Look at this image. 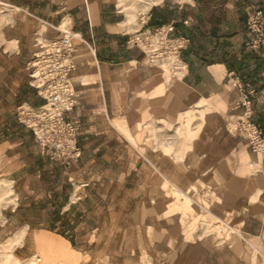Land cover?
Returning a JSON list of instances; mask_svg holds the SVG:
<instances>
[{
	"label": "rangeland",
	"instance_id": "374dc122",
	"mask_svg": "<svg viewBox=\"0 0 264 264\" xmlns=\"http://www.w3.org/2000/svg\"><path fill=\"white\" fill-rule=\"evenodd\" d=\"M158 1L160 0H117L123 25L128 31L137 30L147 17L160 19L165 15H173L174 8L169 6L152 10L153 3ZM210 1L223 4L234 1L237 6L240 0ZM263 10L264 4L259 5L257 0H250V5L245 7L243 13L248 32L247 47L264 54V45L258 44L257 37L249 31L247 24L249 16ZM7 13L13 12L0 7V26L8 21L4 15ZM148 23L151 27V23ZM42 31L40 29L36 32L33 56L21 71L17 70L14 60L0 58V145L4 143L10 146L7 152H0V183L4 180L10 188V192L5 193L4 190V194L0 195V229L5 231V235L0 236V264H83L82 255L90 251L97 257L108 255L111 264L115 262V257L123 256L122 252L126 248H131V242L134 249L139 245L144 260L152 262L146 250L151 251L150 242L154 234L162 233V239L165 237L163 219L174 212H180L179 225L186 231L187 238L197 232L195 236L214 234L220 240L229 241L239 231L238 226L230 220L231 215L213 212L211 205L216 206L219 199L209 197L208 187L204 189V196H201L199 187L188 181L198 174V155L195 154L194 147L206 119L196 115L195 105L186 94L180 95L177 89L172 90L175 83L183 80L186 72L182 55L170 52L163 58L151 59L147 56L149 50L143 45L144 61L157 68L158 79L148 91L138 90V101L127 102V111L124 110L126 114L135 110L131 116H121L116 109L120 103H104L98 100V95L93 96V102H77L78 109L67 113V117L79 120L78 132L85 133L84 137L90 136L92 145L83 156L82 146L85 141H81V134L77 136L81 157L64 166L50 159L37 136L18 121L20 105L23 108H37L45 104L28 68L34 54L41 45L61 38L63 32H69L72 39L75 38L66 20L59 25L55 37L45 39ZM150 33L154 34V30ZM75 76V73L71 76L72 84L76 81ZM241 90V98L236 103L238 112L230 111L223 120L230 133H236L243 149L237 151L235 157L240 162L244 157L248 158L247 165H241L239 169L236 167L241 181L230 183V189L249 195L253 193V185L260 173L255 157L264 154V148L261 145L258 151H254L247 133L240 130V124L242 121L254 124L262 131L261 138L264 140V123L252 117L255 91L250 85ZM24 91L31 94L29 102L17 100ZM105 105L108 117L101 116V108ZM100 127H105L108 134L98 139ZM128 127H133L136 132L134 140ZM132 141L138 143L140 159L149 154L156 163L155 168L161 172L157 170L153 177L146 179L147 167H142L139 161L132 167L119 164L123 153L124 158L128 157L130 151L127 142ZM164 156L171 157L176 165L168 166ZM147 184L152 185L146 187ZM171 185L187 196L186 207L180 200L182 195L175 193ZM2 190L0 189V193ZM234 200L236 199L230 197V204ZM249 200L254 201V196H250ZM136 208L141 212L138 214L139 221L137 216L134 217V232L131 228L121 231V225L126 222L132 224V210ZM148 211L150 219L144 220ZM207 213L215 217L217 227L214 230H208L209 221L204 216ZM5 215L10 218L8 222L4 220ZM138 222L146 224L140 226ZM11 224L14 229L9 228ZM26 225L29 227L27 244L22 249L15 250L22 243L21 237L14 241V237L22 234V231L16 232L24 231ZM34 230L45 235L40 244L29 240ZM122 232V243L125 246L120 242ZM56 236L63 237L75 250L72 262L60 261L62 258L58 255L66 254V250L54 240ZM7 240L14 242L12 248L5 253L2 245Z\"/></svg>",
	"mask_w": 264,
	"mask_h": 264
},
{
	"label": "crops",
	"instance_id": "0c3cea01",
	"mask_svg": "<svg viewBox=\"0 0 264 264\" xmlns=\"http://www.w3.org/2000/svg\"><path fill=\"white\" fill-rule=\"evenodd\" d=\"M257 2L264 4V0ZM248 5L250 0H240L237 6L234 1L223 4L210 0H160L153 3L151 9L169 6L174 8L173 15L160 19L147 17L139 29L128 31L123 25L117 0H0L2 9L13 12L4 14L8 21L0 26V58L14 60L18 71L33 56L36 32L43 30L45 39L55 37L59 25L68 21L75 37L71 40L70 54L75 64L71 76L73 73L76 75L74 84L71 82L76 101L72 111L78 109L77 102H93V96L98 95V100L104 103H120L116 109L124 117L127 102L138 101V90L148 91L158 79L157 68L144 61L142 46L136 45L134 40L155 28L173 25L168 36L179 45L178 53L182 55L186 72L183 80L175 83L172 90L177 89L180 95L186 94L195 105L196 115L206 119L194 147L198 155V174L188 181L199 187L201 196H204L205 188H210L209 197L219 199L216 206L211 205V210L231 215L230 220L239 231L229 241L220 240L214 234L195 236L197 232L187 238L186 231L179 225L180 212H174L163 219L165 237L162 239V233L154 234L150 242L151 251L146 250L152 262L144 260L139 245L134 249L131 242V248L121 251L123 256L115 257L111 264H264V154L255 157L260 173L253 185V193L245 195L230 189V183L241 181L236 167L247 165L248 158L244 157L240 162L235 157L236 152L243 149L236 133H230L223 120L230 111L238 112L236 103L241 98V88L250 85L255 91L252 117L264 123V54L246 45L248 32L243 10ZM30 96L24 91L17 100L29 102ZM101 111L102 117L109 116L106 105ZM134 111L130 110L126 115L131 116ZM128 129L134 140L136 132L133 127ZM80 134L81 141H85L82 146V155L85 156L92 142L90 136L84 137L83 132H78L77 136ZM98 134V139H101L108 131L100 127ZM127 144L130 152L126 158L125 153L120 156L119 164L132 167L139 161L142 167H147L146 179L153 177L158 170L155 161L149 154L140 159L137 142ZM9 148L3 143L0 152L5 153ZM147 148L150 149L149 145ZM46 154L49 156L48 151ZM164 157L168 166L176 165L171 157ZM168 177H171L170 173ZM175 193L182 195L183 200H180L186 207L187 196L179 190ZM250 196L255 200L250 201ZM230 197L236 199L232 204ZM140 212L138 208L132 210V224L126 222L120 230L131 228L134 232L133 220L137 216L139 221ZM146 214L148 216L144 220H149V211ZM204 216L209 221L208 230L216 229L214 215L207 213ZM8 217L4 216L6 222L10 219ZM138 223L140 226L146 224ZM13 227L11 224L9 228ZM25 227L24 231L16 232L22 231V243L15 250L27 244L29 227ZM4 232L0 229V236L5 235ZM44 236L39 230H34L29 240L40 244ZM122 237L123 232L120 242L125 246ZM54 240L66 250V254L58 255L62 258L60 261L72 262L75 250L68 241L61 236L54 237ZM82 257L83 264H109L108 255L97 257L93 251Z\"/></svg>",
	"mask_w": 264,
	"mask_h": 264
},
{
	"label": "built area",
	"instance_id": "2783aa9c",
	"mask_svg": "<svg viewBox=\"0 0 264 264\" xmlns=\"http://www.w3.org/2000/svg\"><path fill=\"white\" fill-rule=\"evenodd\" d=\"M247 24L249 31L257 37L258 44L264 45V10L249 16ZM172 30L171 24L155 28L154 34L144 33L134 43L142 47L145 45L149 50L147 56L151 59L163 58L170 52L178 53L179 45H175L168 37ZM153 37L156 39H151ZM71 40L72 34L63 32L61 38L40 46L28 68L31 70V78L36 82L35 87L45 99V104L37 108H23V105L18 107L19 123L37 136L42 148L48 151L50 159L64 166L73 163L81 154L77 142L79 120L67 117V113L76 104L70 81L75 67L70 57ZM240 130L247 133L254 151H258L261 145L264 148L262 131L257 126L249 121H242Z\"/></svg>",
	"mask_w": 264,
	"mask_h": 264
},
{
	"label": "bare ground",
	"instance_id": "6f19581e",
	"mask_svg": "<svg viewBox=\"0 0 264 264\" xmlns=\"http://www.w3.org/2000/svg\"><path fill=\"white\" fill-rule=\"evenodd\" d=\"M171 187H173L174 188V186H172L171 185ZM170 188V187H169ZM0 189H3L2 190V192L0 193V195L2 196L4 193H3V191L5 192V193H8V192H10V188H9V186L6 184V182L4 181V180H2L1 181V183H0ZM172 189V188H171ZM174 190V192H176V191H178V189H173ZM179 193V192H178ZM185 197V196H184ZM181 200H183L182 198H181ZM190 200V199H189ZM19 237H21L20 236V233L16 236V238L14 237V241H17L18 240V238ZM13 240H7L6 242H5V244H3L2 245V249H3V252H5V253H7V251L8 250H10L11 248H12V246H13V242H14ZM4 253V254H5Z\"/></svg>",
	"mask_w": 264,
	"mask_h": 264
}]
</instances>
